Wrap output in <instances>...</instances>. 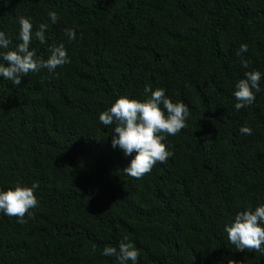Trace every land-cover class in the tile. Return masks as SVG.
<instances>
[{
  "label": "trees",
  "instance_id": "1",
  "mask_svg": "<svg viewBox=\"0 0 264 264\" xmlns=\"http://www.w3.org/2000/svg\"><path fill=\"white\" fill-rule=\"evenodd\" d=\"M21 16L33 31L48 23L46 45H30L37 58L64 42L70 62L0 80V189L38 185L30 217L0 214V264H118L100 250L121 237L137 264H264L222 234L237 211L264 203V76L252 105L237 112L231 95L245 71L264 73V0H0L9 49ZM145 86L189 117L165 137L172 156L136 179L98 115L119 96L143 99Z\"/></svg>",
  "mask_w": 264,
  "mask_h": 264
},
{
  "label": "clouds",
  "instance_id": "2",
  "mask_svg": "<svg viewBox=\"0 0 264 264\" xmlns=\"http://www.w3.org/2000/svg\"><path fill=\"white\" fill-rule=\"evenodd\" d=\"M46 16L52 25L59 19L52 10ZM16 23L18 43L14 49H9L11 41L8 35L0 31V80L18 85L21 78L29 73L44 69L54 75L57 68L70 62L64 42L47 45L46 58H37L35 49L30 48L33 41L46 45L45 30L48 23H40L35 31L28 17H18ZM63 35L67 42H71L77 38V29L65 27ZM247 51L248 45L241 43L236 55L242 56ZM248 64L249 61L241 58L242 68L247 69ZM262 76L264 73L259 70L245 71L243 77L234 83L231 95L235 111L253 104L256 93L261 90ZM141 95L143 99L119 96L98 115L101 125L111 126V148L119 150L125 158L131 157L121 170L122 173L136 179L150 173L156 163H163L172 156L170 145L164 143L165 137L180 132L189 117L187 105L179 101L172 102L163 88L145 86ZM238 131L243 135L252 134V129L246 124L241 125ZM37 188L34 182L30 186L17 183L11 188L0 189V214L23 222L25 214L30 217L31 209L38 204L34 196ZM222 234L226 235L228 243L237 251H256L264 255V203L237 211L229 222L224 223ZM100 255L114 257L118 264H137L138 259V251L127 237H121L115 246H104Z\"/></svg>",
  "mask_w": 264,
  "mask_h": 264
}]
</instances>
